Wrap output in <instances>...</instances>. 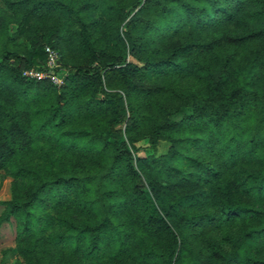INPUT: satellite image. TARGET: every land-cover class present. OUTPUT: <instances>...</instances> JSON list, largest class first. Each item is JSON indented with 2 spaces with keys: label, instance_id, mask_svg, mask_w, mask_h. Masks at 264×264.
Returning <instances> with one entry per match:
<instances>
[{
  "label": "trees",
  "instance_id": "16d2710c",
  "mask_svg": "<svg viewBox=\"0 0 264 264\" xmlns=\"http://www.w3.org/2000/svg\"><path fill=\"white\" fill-rule=\"evenodd\" d=\"M237 22L264 40V0H0V223L25 264H264V53L218 72L197 55ZM46 46L60 86L24 75ZM190 72L205 90L148 110L156 77Z\"/></svg>",
  "mask_w": 264,
  "mask_h": 264
},
{
  "label": "rangeland",
  "instance_id": "374dc122",
  "mask_svg": "<svg viewBox=\"0 0 264 264\" xmlns=\"http://www.w3.org/2000/svg\"><path fill=\"white\" fill-rule=\"evenodd\" d=\"M17 28L16 21H11L9 24V32H15ZM246 29L243 24L240 22L226 24L222 28L218 29L217 37H222L220 45L216 49V51L210 52L208 54H197L198 57L204 58L206 57V61L210 62L216 72L221 69V65L219 61L223 63L229 60V66L231 70L235 66L245 67L251 60L254 52L258 51L262 56L264 53V40L263 39H248L241 40L238 39L241 33H243ZM194 37L198 38V34L194 33ZM205 37H209L208 34L204 35ZM231 36V37H230ZM211 37V36H210ZM163 46H167L169 44V40L162 41ZM58 51V50H57ZM60 55V54H59ZM131 60L140 64L132 56L129 57ZM229 67V68H230ZM230 76L229 82L233 83L234 78ZM156 84V93L154 96L147 95L145 97V101L147 103L148 110H152L155 112L156 107L155 103L157 99L162 100L163 102L169 103L171 101V95L169 92V88L174 85L179 90H186L189 88H195L198 90H205L207 85L204 81L200 80L196 75L192 72L179 77H174L173 75L165 74L161 77H156L154 79ZM146 107V106H145ZM146 107V109H147ZM138 137V145L141 147H147L150 145L152 140V135L149 127H141ZM159 152H164L169 143L165 139H159L156 141ZM141 155L146 154V150L142 149L140 151ZM228 174V172H226ZM225 174V175H226ZM12 183L13 178L3 169H0V201L8 200L12 196ZM6 210V206L4 204H0V217L3 216ZM18 231V220L15 216H10L8 220H3L0 223V264H25L24 259L19 255L16 250V237ZM206 236L215 235L216 232L210 226L205 227L202 233H197L196 237L192 240L193 245L196 249L204 248L205 242L202 234ZM204 246V247H203Z\"/></svg>",
  "mask_w": 264,
  "mask_h": 264
},
{
  "label": "built area",
  "instance_id": "2783aa9c",
  "mask_svg": "<svg viewBox=\"0 0 264 264\" xmlns=\"http://www.w3.org/2000/svg\"><path fill=\"white\" fill-rule=\"evenodd\" d=\"M46 63L42 68L31 67L24 70L26 77L35 80L47 79L53 84L60 86L64 82L65 73H62L59 52L51 46L45 47Z\"/></svg>",
  "mask_w": 264,
  "mask_h": 264
}]
</instances>
